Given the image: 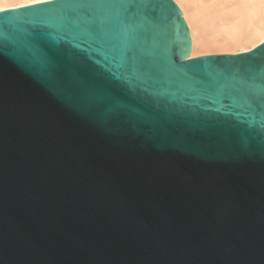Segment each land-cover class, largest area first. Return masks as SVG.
Returning <instances> with one entry per match:
<instances>
[{"label": "water", "instance_id": "95a60500", "mask_svg": "<svg viewBox=\"0 0 264 264\" xmlns=\"http://www.w3.org/2000/svg\"><path fill=\"white\" fill-rule=\"evenodd\" d=\"M137 5L0 11V264H264V147L247 131L264 43L185 59L176 2Z\"/></svg>", "mask_w": 264, "mask_h": 264}, {"label": "bare ground", "instance_id": "6f19581e", "mask_svg": "<svg viewBox=\"0 0 264 264\" xmlns=\"http://www.w3.org/2000/svg\"><path fill=\"white\" fill-rule=\"evenodd\" d=\"M182 11L191 40L185 59L249 52L264 43V3L260 0H174ZM0 0V11L16 8Z\"/></svg>", "mask_w": 264, "mask_h": 264}, {"label": "snow or ice", "instance_id": "6c2138e0", "mask_svg": "<svg viewBox=\"0 0 264 264\" xmlns=\"http://www.w3.org/2000/svg\"><path fill=\"white\" fill-rule=\"evenodd\" d=\"M260 2L264 3V0H260ZM15 3H17L19 6L16 8L4 9V11L39 18L44 13L48 12L49 7L53 6L54 0H15ZM141 3H143V0H141ZM90 6L101 9L119 7L127 10L137 7L138 5L137 0H90ZM89 29L101 39H104L108 34L103 19H98L97 21L90 23ZM134 30V25L131 23L129 17H125L124 19L120 20L119 24L114 26L112 29V39L114 41L113 50L119 52V42L121 40L129 39L132 36ZM34 32L37 36L40 35V30L38 28L34 29ZM130 52H132L131 48L124 51L123 55L127 56ZM132 71H135L134 66ZM100 102L108 105L107 113L110 116H116L125 109V106L122 105L115 96L104 97ZM248 107L252 108L253 111H255L257 107L264 108V93H257L254 95L248 101ZM247 123L248 135L253 140H258L261 147H264V115H261L259 120L253 118Z\"/></svg>", "mask_w": 264, "mask_h": 264}]
</instances>
